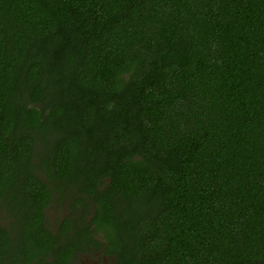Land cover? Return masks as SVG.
<instances>
[{"label":"trees","instance_id":"1","mask_svg":"<svg viewBox=\"0 0 264 264\" xmlns=\"http://www.w3.org/2000/svg\"><path fill=\"white\" fill-rule=\"evenodd\" d=\"M99 250L264 264V0H0V264Z\"/></svg>","mask_w":264,"mask_h":264},{"label":"rangeland","instance_id":"2","mask_svg":"<svg viewBox=\"0 0 264 264\" xmlns=\"http://www.w3.org/2000/svg\"><path fill=\"white\" fill-rule=\"evenodd\" d=\"M48 219L54 228L57 227L59 219L69 214L68 203L64 202L59 205L55 201L47 210ZM78 263L80 264H116L113 256L107 255L103 251H94L89 253H80L78 255Z\"/></svg>","mask_w":264,"mask_h":264}]
</instances>
